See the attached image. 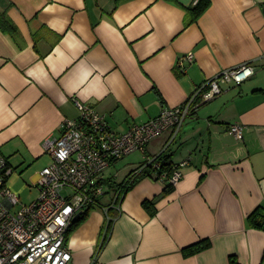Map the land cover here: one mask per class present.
Here are the masks:
<instances>
[{"label": "crops", "instance_id": "0c3cea01", "mask_svg": "<svg viewBox=\"0 0 264 264\" xmlns=\"http://www.w3.org/2000/svg\"><path fill=\"white\" fill-rule=\"evenodd\" d=\"M195 3L0 0V20L14 28L0 25V154L13 173L46 167L44 142L78 118L75 99L122 133L224 70L254 69L240 85L221 83L164 152L171 132L148 145L143 158L188 162L170 193L145 179L111 207L109 180L121 182L132 165L121 180L106 177L108 199L68 235L72 264H264V231L247 221L264 207V0H209L191 22ZM188 53L194 59L182 71L177 60ZM233 124L242 141L227 132ZM119 161L111 169L124 168ZM154 199L151 217L143 203ZM205 239L210 248L186 255Z\"/></svg>", "mask_w": 264, "mask_h": 264}, {"label": "built area", "instance_id": "2783aa9c", "mask_svg": "<svg viewBox=\"0 0 264 264\" xmlns=\"http://www.w3.org/2000/svg\"><path fill=\"white\" fill-rule=\"evenodd\" d=\"M193 59L192 53L185 54L177 60V67L183 71L185 63ZM253 75V67L247 64L224 70L198 87L183 104L165 108L154 119L122 133L113 131L103 114L75 99L79 116L62 122L58 138L45 140L44 151L51 163L40 172L37 198L27 205L7 187L13 171L0 154V264H72L69 229L79 213L101 207L107 194L105 173L134 152L145 153L154 139L171 132L164 152L186 118L222 93L221 83L240 85ZM227 132L242 141L241 125L233 124ZM143 159L148 163L154 160ZM187 164H174L171 176L159 175V181L166 179L175 187ZM154 167L160 168L158 164ZM152 176L158 177L156 172ZM114 197L111 207L118 205L113 203Z\"/></svg>", "mask_w": 264, "mask_h": 264}, {"label": "trees", "instance_id": "16d2710c", "mask_svg": "<svg viewBox=\"0 0 264 264\" xmlns=\"http://www.w3.org/2000/svg\"><path fill=\"white\" fill-rule=\"evenodd\" d=\"M209 0H198V2L189 8L191 22L197 20V18L208 8ZM0 25L9 29L13 32L14 28L7 20H0ZM153 162L148 163L144 159L130 172L125 176V178L121 182H113V180H109L111 183L108 184L109 188L113 189V203L119 204L123 199L124 195L131 190L135 185L145 179H152L154 181H159L160 176L164 173L167 174L168 177L171 176L174 163L171 160L170 155H164V153L159 154L158 156L153 157ZM158 164L160 168L157 170L154 165ZM156 172L158 177H153L152 173ZM165 184V193H170L174 186L169 184L167 180H163ZM112 197V198H113ZM111 206V205H110ZM143 207L150 214L151 217L156 215V207H155V199L150 201H144ZM92 208L85 209L81 213H79L72 222V225L69 229V233L75 230L81 223L85 221ZM249 225L252 228L264 231V207H257L247 218ZM211 243L208 239H205L199 243H196L187 249H185L186 255H193L204 250L210 248ZM231 264H238L236 260L231 259Z\"/></svg>", "mask_w": 264, "mask_h": 264}, {"label": "rangeland", "instance_id": "374dc122", "mask_svg": "<svg viewBox=\"0 0 264 264\" xmlns=\"http://www.w3.org/2000/svg\"><path fill=\"white\" fill-rule=\"evenodd\" d=\"M142 160H143V153H141L140 151L134 152L130 156H127L118 162V163L124 162L125 163L124 168L127 169L122 168V164H120L118 166L120 170L117 171V167H116L108 170L105 173V175L106 177L113 176L114 179L117 181L121 180L126 174L127 170L130 168V166L126 164H131L132 165L131 167L134 168ZM43 163H44L43 165L47 164L46 166H48L51 163V157L48 156L46 159H44ZM40 170L41 167L39 168L38 166L33 167L31 169L27 168L26 170L16 169L14 173L7 180L6 183L7 187L19 197L20 202L24 205L29 204L30 202L35 200L38 196V191L37 189L34 188V186L37 185L38 179L40 177V172H41ZM26 171L28 172L26 173ZM107 196L109 197L108 192L104 198L105 200L108 199Z\"/></svg>", "mask_w": 264, "mask_h": 264}]
</instances>
